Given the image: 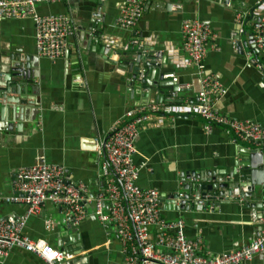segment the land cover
Wrapping results in <instances>:
<instances>
[{
    "label": "crops",
    "instance_id": "obj_1",
    "mask_svg": "<svg viewBox=\"0 0 264 264\" xmlns=\"http://www.w3.org/2000/svg\"><path fill=\"white\" fill-rule=\"evenodd\" d=\"M257 1L143 0L142 16L132 29L115 24L126 0L43 2L36 6L37 13L67 14L76 27L66 54L55 60L36 54L30 17L0 18V70L10 72L11 58L16 56L29 55L33 62L27 93L31 104L24 105L20 116L10 107L4 118L0 116V217L26 213L25 204L4 199L13 192V173L31 165L38 152L49 162L63 165L72 179L84 183L95 195L106 179L101 175L104 157L97 145L125 110L142 106L150 117L137 127L133 163L139 168L137 183L159 192L161 215L166 220L182 219L186 236L201 239L202 254L227 252L251 241L264 229V208L245 203L258 200L233 197L211 211L195 209V200L188 209L178 208L174 195L191 194L185 185L192 178H186L185 172L208 170L218 178L225 177L240 167L245 155L242 147L253 148L234 142L228 126L207 122L196 110L200 76L183 50L181 23L199 19L211 27L204 65L226 89L216 100V108L230 118L264 125V75L250 61L254 57L264 63V49H247L248 35L243 33L241 53L233 39L244 27L235 21L237 10L248 16L257 6L256 12L264 17V1L260 5ZM253 23L247 22L248 32L255 30ZM141 47L160 52L156 63L164 73L162 95L153 85L142 87L123 61L129 58L127 52ZM141 69L139 80L147 72L146 66ZM3 76L0 72V80ZM168 82L176 83L175 90ZM24 232L70 251L71 264L121 262L114 231L98 223L92 205L75 225L63 207L47 201L27 216ZM0 264L44 262L13 247L0 257ZM243 264H264V251Z\"/></svg>",
    "mask_w": 264,
    "mask_h": 264
},
{
    "label": "built area",
    "instance_id": "obj_2",
    "mask_svg": "<svg viewBox=\"0 0 264 264\" xmlns=\"http://www.w3.org/2000/svg\"><path fill=\"white\" fill-rule=\"evenodd\" d=\"M56 1L60 0H0V18L30 17L33 20L36 54L50 60L66 54L69 37L76 28L67 14L36 12L38 4ZM263 1L258 0V5ZM142 11L143 0H126L115 24L132 29ZM246 17L243 10H237L235 21L238 26H243ZM212 34L210 25L199 19H184L181 23L183 50L200 76V90L194 106L207 122L228 126L234 142H245L264 152V125L249 119L230 118L216 108V100L226 89L205 69L204 59ZM256 41L257 47L261 48L260 38ZM250 61L264 75V63L254 57ZM149 117L148 109L142 106L125 110L111 125L106 139L97 145L104 157L101 175L106 179L95 195L84 183L72 179L63 165L49 162L43 152L36 154L31 165L18 167L13 173V192L4 200L23 203L27 209L24 216L0 217V257L18 247L33 253L44 264H71L70 251L55 248L41 238L33 239L24 232L27 216L36 213L47 201L63 207L75 225L92 205L98 223L113 230L120 243V264H243L263 253L264 229L238 248L202 254L201 239L186 236L182 219L166 220L161 215L159 192L137 183L139 168L133 163L137 152V127ZM183 196L182 192L178 193L177 206Z\"/></svg>",
    "mask_w": 264,
    "mask_h": 264
},
{
    "label": "water",
    "instance_id": "obj_3",
    "mask_svg": "<svg viewBox=\"0 0 264 264\" xmlns=\"http://www.w3.org/2000/svg\"><path fill=\"white\" fill-rule=\"evenodd\" d=\"M257 6L250 9L248 16L244 20V27L241 33L235 32L233 39L235 40L238 51L243 52L242 38L243 33L248 35V47L253 52L264 49V17L256 12ZM249 20L254 21L253 26L255 30L248 32L247 22ZM262 24V25H260ZM257 38L262 41V47H257ZM247 46V45H246ZM153 48L146 49L144 47L138 48L137 51H129L126 53L128 59L123 61L128 64V68L133 71L132 76L136 81L142 82V87L148 88L154 86L157 90H160L161 95L164 92L163 87L164 73L160 72V64L156 63L158 54ZM28 56H16L11 58V70L4 73V76L0 80V116L4 118L5 109L6 112L10 107L13 114L20 116L24 105L31 104L28 101V82L31 79V67L33 62L30 61ZM146 66L147 72L140 80L137 75L141 72V66ZM26 66V69H24ZM123 66V65H122ZM29 68V69H28ZM152 72V76L148 73ZM173 86V90L176 88V83H170ZM162 100V97H160ZM243 154L240 167L230 172L225 177H216L214 171L198 172L189 171L185 172L186 178L191 176L192 181L187 182L185 187L190 189V195L186 194L181 198L178 208L188 209L191 200H195L192 206L197 210L218 209L221 204L231 202V199L239 197H252L253 200L247 201L246 206L261 207L264 199V152L248 147H242ZM189 174V175H188ZM193 193V195H192ZM263 195V198H261ZM261 198V199H260ZM175 203L178 199V194L174 195ZM260 199V200H259ZM264 214V212L262 213Z\"/></svg>",
    "mask_w": 264,
    "mask_h": 264
}]
</instances>
